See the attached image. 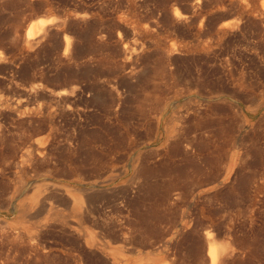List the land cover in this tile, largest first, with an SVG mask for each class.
<instances>
[{"label": "rangeland", "instance_id": "1", "mask_svg": "<svg viewBox=\"0 0 264 264\" xmlns=\"http://www.w3.org/2000/svg\"><path fill=\"white\" fill-rule=\"evenodd\" d=\"M0 154V264H264V0H0Z\"/></svg>", "mask_w": 264, "mask_h": 264}, {"label": "bare ground", "instance_id": "2", "mask_svg": "<svg viewBox=\"0 0 264 264\" xmlns=\"http://www.w3.org/2000/svg\"><path fill=\"white\" fill-rule=\"evenodd\" d=\"M37 22V21H36ZM41 22H44V21H40L39 23H38V30L37 31H39V32H41V28H42V25H43V23H41ZM47 22V21H46ZM45 23V22H44ZM34 24V23H33ZM31 25L30 26V28H29V30H28V33H27V39L28 38H32L34 35H36L35 34V27H34V25ZM37 24V23H36ZM35 24V25H36ZM45 25H46V23H45ZM44 27V26H43ZM36 28V29H37ZM44 29V28H43ZM42 29V30H43ZM36 31V33H39V32H37ZM69 44H70V42H69V40L68 39H66V49H68V47L70 48V46H69ZM31 89V88H30ZM33 89H35L34 87H33ZM65 91L64 90H62L61 92H58V94L59 95H61V94H63ZM56 97V96H55ZM63 97V96H62ZM18 101V100H17ZM59 103V102H58ZM3 104V103H2ZM14 104H16V103H14ZM3 106V105H2ZM7 110V109H6ZM9 111V110H8ZM17 113V112H16ZM18 115V114H17ZM12 118V117H11ZM44 120V119H43ZM14 121V120H13ZM44 123V122H43ZM6 126V125H5ZM11 129V128H10ZM2 133V132H1ZM11 134V133H10ZM14 135V134H13ZM10 136V135H9ZM32 144V143H31ZM1 147H3V146H1ZM2 149V148H1ZM2 152V151H1ZM1 155V154H0ZM2 156V155H1ZM8 156V155H7ZM31 156V155H30ZM26 158H27V156H26ZM1 172V171H0ZM136 174V173H135ZM139 174H140V172H139ZM138 176V175H137ZM135 177V176H134ZM139 177V176H138ZM141 178V177H140ZM140 178H139V180L138 181H140ZM133 179H135V178H133ZM144 180V179H143ZM132 181H134V180H132ZM137 181V180H136ZM136 181H135V183H136ZM137 181V182H138ZM141 182V181H140ZM139 182V183H140ZM143 182V181H142ZM138 185V184H137ZM140 186H141V184H139ZM135 186H136V184H135ZM136 188V187H135ZM140 188V187H139ZM137 189V188H136ZM84 190V189H83ZM44 191V190H43ZM67 193V192H66ZM70 193V192H69ZM82 194H83V192H82ZM80 195V194H79ZM80 197V196H79ZM63 199V198H62ZM50 202V201H49ZM38 203V202H37ZM75 203V202H74ZM79 204H80V207H84V205H83V203H82V201L80 200V202H79ZM86 204V203H85ZM53 205V204H52ZM90 206V205H89ZM85 208V207H84ZM83 208V209H84ZM86 210H88V207H86ZM84 211V210H83ZM89 211V210H88ZM41 212V211H40ZM36 213V212H35ZM86 213V212H85ZM44 214V213H43ZM91 214V213H90ZM77 215V214H76ZM79 215V214H78ZM91 215H93V214H91ZM90 215V216H91ZM32 216V215H31ZM85 216H86V214H85ZM87 216H88V214H87ZM81 218V217H80ZM97 221V220H96ZM77 224H79V223H77ZM95 224V223H94ZM47 225V224H46ZM64 226V225H63ZM98 226V225H97ZM66 228V227H65ZM70 228H72V227H70ZM103 229V228H102ZM38 230V229H37ZM73 230V229H72ZM71 230V231H72ZM96 230V229H95ZM99 230V229H98ZM106 230V229H105ZM4 231V230H3ZM51 231V230H50ZM73 231H75V230H73ZM77 231V230H76ZM84 231V230H83ZM102 231V230H101ZM36 232V231H35ZM38 232V231H37ZM41 232V231H40ZM78 232V231H77ZM96 232H98L99 233V231H96ZM3 233V232H2ZM76 233V232H75ZM79 233V232H78ZM77 233V234H78ZM102 233H103V231H102ZM102 233H99L100 235L102 234ZM44 234V233H43ZM80 234H82V233H80ZM5 235V234H4ZM16 235V234H15ZM38 235V234H37ZM37 235H35V237L37 236ZM40 235V234H39ZM71 235V234H70ZM84 235V234H83ZM82 235V236H83ZM100 235H98L100 238H103L104 239V237H101ZM212 234H211V232H209V233H207L206 234V236L208 237V239H209V241H208V255H209V259H210V263L209 264H219L220 263V259H221V257H222V255L223 254H225L226 252L228 253V250L230 249V245L231 244H229V246H228V244H224V243H216L215 241H214V238H213V241L212 240H210V236H211ZM22 236V235H21ZM76 236V235H75ZM80 236V235H79ZM125 236V235H124ZM31 238H32V235L30 236ZM38 237H40V236H38ZM46 237V236H45ZM45 237H44V239H45ZM87 237V236H86ZM80 238V237H79ZM18 239V238H17ZM16 239V240H17ZM36 239V238H35ZM40 239V238H39ZM84 239V238H83ZM106 239V238H105ZM126 239H127V237H126ZM20 240H21V238H20ZM85 240V239H84ZM93 238L91 237V236H89V238H88V243H91L92 244V242H93ZM122 240H124V239H122ZM128 240V239H127ZM12 241V240H11ZM104 241H106V240H104ZM27 242H29V240L27 241ZM37 241H35V243H36ZM107 242L108 241H106V244H107ZM11 243V242H10ZM24 243V242H23ZM33 243H34V238H33ZM79 243H80V241H79ZM1 244V243H0ZM19 244V243H18ZM22 244V243H21ZM31 244V243H30ZM43 244V243H42ZM28 245V244H27ZM35 245V244H34ZM41 245V244H40ZM73 245V244H72ZM81 245V244H80ZM85 245H86V242H85ZM30 246V245H29ZM28 246V247H29ZM44 246V245H43ZM83 246V245H82ZM17 247V246H16ZM20 247V246H19ZM18 247V248H19ZM37 247V246H36ZM35 247V248H36ZM42 247V246H41ZM45 247H46V245H45ZM50 247V246H49ZM85 247V246H84ZM86 247H87V245H86ZM32 248H34V247H32ZM39 248V247H38ZM44 248V247H43ZM90 248V247H89ZM89 248H87V249H89ZM231 248H233V247H231ZM17 249V248H16ZM40 249V248H39ZM45 249V248H44ZM46 249H48V248H46ZM80 249V248H79ZM84 249H86V248H83V250ZM96 249V248H95ZM11 250V249H10ZM15 250V249H14ZM28 250V249H27ZM29 250H30V248H29ZM77 250V249H76ZM82 250V251H83ZM93 249H91V251H92ZM233 250V249H232ZM34 251H35V249H34ZM47 251V250H46ZM49 251V250H48ZM95 251H97V249L95 250ZM32 252V251H31ZM76 253H77V251H75ZM80 252V251H79ZM98 252H99V250H98ZM97 252V254H99ZM21 253V252H20ZM37 253V252H36ZM75 253V254H76ZM82 252H80V254H81ZM92 253V252H91ZM95 253V252H94ZM79 254V255H80ZM101 255H102V253H100ZM104 254V253H103ZM36 255V254H35ZM78 255V256H79ZM94 255V254H93ZM108 255V254H107ZM8 256V255H7ZM30 256V255H29ZM95 256V255H94ZM97 256V255H96ZM82 258V257H81ZM101 258V257H100ZM104 258H108V257H106V255H105V257ZM109 259V258H108ZM107 259V260H108ZM119 260V259H118ZM37 261V260H36ZM109 261H110V259H109ZM118 262V261H117ZM165 263H167V262H165ZM164 263V264H165ZM221 264V263H220Z\"/></svg>", "mask_w": 264, "mask_h": 264}, {"label": "snow or ice", "instance_id": "3", "mask_svg": "<svg viewBox=\"0 0 264 264\" xmlns=\"http://www.w3.org/2000/svg\"><path fill=\"white\" fill-rule=\"evenodd\" d=\"M41 23H43V22H41Z\"/></svg>", "mask_w": 264, "mask_h": 264}]
</instances>
